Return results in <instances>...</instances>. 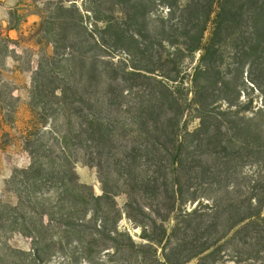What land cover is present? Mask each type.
I'll use <instances>...</instances> for the list:
<instances>
[{
	"label": "trees",
	"instance_id": "1",
	"mask_svg": "<svg viewBox=\"0 0 264 264\" xmlns=\"http://www.w3.org/2000/svg\"><path fill=\"white\" fill-rule=\"evenodd\" d=\"M94 2L96 8L89 6L88 12L109 34L102 43L95 40V48L112 47L132 60L149 55L154 43L147 28L156 4L165 6L169 16L177 12V23L166 31L177 32L183 41L170 36L159 40V47L172 52L165 54L158 69L171 64L169 70L132 64L117 72L113 61L98 55L72 57L66 82L43 95L57 106H46L50 100L36 95L35 107L42 112L36 113L24 138L31 163L19 171V191L26 192L28 201L14 206L20 211L13 221L16 225L21 220L22 233L32 238L28 264H104L110 252L117 264H218L219 259L226 264L230 257L222 252L225 246L232 247L234 264H264V0ZM116 8L120 17L114 16ZM161 30L166 32L164 26ZM226 44L260 95L256 112L231 120L229 126L224 118L238 114L235 108L248 113L249 107L226 96L211 101L225 86L219 61ZM76 45L71 42L67 48ZM182 53H198V65L188 87L181 90L179 83L175 87L169 83L180 79L175 65ZM100 66H107L108 72ZM208 75L213 79L210 84L197 82ZM216 99L225 110L214 112ZM190 106L198 120L191 131L186 125ZM46 111L53 115L52 127L42 130ZM59 114L62 123L55 121ZM64 125L66 131L59 132ZM47 134L53 141L50 147L39 142ZM75 150L83 151L86 165L97 169L101 195L79 182L70 155ZM246 166L256 167V176L246 182L245 192L224 204L212 200L209 205L205 193L230 194L240 167ZM241 176L246 180L245 174ZM44 187L50 192L39 196ZM120 193L126 196L125 217L141 229L143 243L118 229L122 213L114 199ZM188 203L195 206L188 210ZM43 217L47 224L55 220L63 238L73 239L69 251L62 252L60 239L35 236L41 233L37 223L41 229L47 226ZM56 245L64 255L60 263L51 261ZM100 251L102 257L94 258Z\"/></svg>",
	"mask_w": 264,
	"mask_h": 264
},
{
	"label": "rangeland",
	"instance_id": "2",
	"mask_svg": "<svg viewBox=\"0 0 264 264\" xmlns=\"http://www.w3.org/2000/svg\"><path fill=\"white\" fill-rule=\"evenodd\" d=\"M33 1L39 4V10L43 13L44 21L40 28L42 32L40 36L44 45L40 47L34 59L32 58L30 49L23 50L18 57L15 56V61L17 62L16 66L20 71L30 68V63L32 61L34 62V66L36 65V70L31 75L29 90L18 91V97L13 96L15 95L14 89L20 87L22 81L24 82L25 79L22 80L20 77L12 76L8 74L6 70H3V68H0V264H28L30 260L28 255L31 254L32 238L22 233L21 220H19L16 225H13V221L15 218H18L20 211L18 208H14V206L18 207L19 202H23L24 199L28 201V198H25L27 195L26 192L19 191L21 186L19 181L22 179L19 171L27 169L31 163L28 149L26 145L24 146V138L27 137L28 133L32 130V123L34 120L36 121V113L42 112L39 108L35 107L38 97L36 95L41 94V97H43V95H48V92L53 88L57 86L61 87L71 73L72 59L74 57L77 59H89L98 55L103 57L105 61H113L116 65L117 72L124 66H132V64L159 71H161V69L169 70L172 68L171 64H165L161 69H158L159 66L165 62V54L172 52L171 48L162 49V47H159V40H164L163 38L170 36L172 40L178 43L183 41V37L177 32L169 33L170 31H166L168 26H173L177 23V12L169 16L167 12L168 9L165 6L156 4L149 15L147 28L148 39L154 43L152 52H150L151 55L145 54L144 58L139 57L132 60L124 52L113 49L112 47L98 46V48H95L93 46L95 40L102 43L103 40H107L109 37L107 32H103L102 23L100 21H95L94 13L88 12L91 7L96 8L98 3L94 2V0L93 3H89L90 0ZM102 8H107V6H103ZM76 10H78V13ZM114 16L120 17L117 8L115 9ZM162 26L165 28V33H162ZM211 28V24L208 25L205 40L209 36ZM71 42L77 43L75 48H67ZM48 44L49 49L46 51ZM228 49V44L223 46L221 50L222 57L219 61L221 62L219 77L225 86L211 99V101H213L214 98L226 96L233 102H238L241 106H248L249 111L245 113L243 109L235 108L234 110L238 111V114L224 118L227 126L233 121H239V116H252V113H255L260 106V95L257 89L247 81L246 68L244 70H242L241 67L239 68L237 64L238 58L233 57ZM4 54H6V47L3 42H0V65L5 61L3 59ZM176 59L177 63L175 68L178 78L180 79L177 83H169V85L172 87L180 85L179 89L182 90L188 87L193 69L198 65V53L192 55L182 53L179 54ZM100 67L102 71L104 70V73L109 70L107 66ZM212 80L211 75H208L199 77L197 82L199 84H210ZM150 85L152 84L150 83ZM185 93L184 90L183 94ZM43 99H45V101L50 100L46 103V106H57V102L52 97L46 96L43 97ZM213 104V109L217 108V110L214 111L215 113L220 110H225L226 108V105L217 99ZM188 109L189 117L187 118L186 125L188 126V130L191 131L197 127L198 120L195 118L196 113L194 107L190 106ZM32 111H34L35 115ZM44 120V126L46 127L42 130H47L52 127L53 115L46 111V118H44ZM55 121L56 123H62L64 121L62 114H59ZM59 129V132H65L67 126L64 125ZM35 139V136H31V140ZM39 142L46 144L47 147L53 144L50 134L41 138ZM70 155L74 162V170L79 182L90 187L96 196L101 195L102 185L99 181L97 169L93 166L86 165V157L83 155V151H71ZM240 169L242 172L241 174L246 175V180L242 179L239 173L240 177L237 179L235 178L232 182L233 189L230 194L225 195L223 190H208L205 193V199H209V205L213 204L212 200H217L224 204L227 198L236 199L238 193L240 195L245 192L248 184L246 182H249V179H254V176H256V167L246 166L240 167ZM46 192L49 193L50 191H46L44 187L40 190L38 195L41 196V194H45ZM205 199L203 202H207ZM114 201L117 208L122 213L117 222L119 231L128 233L137 244L143 243L140 238L141 229L136 227L125 217L124 205L126 196L120 193L115 197ZM26 206L27 205H25V207ZM194 206L195 204H186L188 210L192 209ZM43 224L47 225L43 229L38 226V223L36 225L41 231L39 235H35L37 238L44 241L48 239L58 241L60 239L61 246L64 249L62 252L71 249V245L74 244L73 239L71 241L70 238V241H68L63 238L61 227L55 223V220H53L52 224H47L46 218L43 217ZM56 248H58V245L52 248L51 261L63 262L62 257L64 255ZM232 250L230 246H225L223 248L222 252L230 257L226 264H234L233 260L235 259ZM111 254L110 252V256L104 257V264H117V257ZM99 257H102L101 251L99 253H94V258ZM195 263V261H192L188 264ZM218 264H224L223 259H219ZM238 264L254 263H249L247 261Z\"/></svg>",
	"mask_w": 264,
	"mask_h": 264
},
{
	"label": "crops",
	"instance_id": "3",
	"mask_svg": "<svg viewBox=\"0 0 264 264\" xmlns=\"http://www.w3.org/2000/svg\"><path fill=\"white\" fill-rule=\"evenodd\" d=\"M39 7L33 0H0V42L6 47V54L3 56L5 61L0 68L12 76L25 79L20 87L14 89L15 97H18V91L29 90L31 75L36 70L32 61L30 68L20 71L15 58L23 50L30 49L34 59L40 47L44 45L40 36L44 17ZM48 47L49 44L46 51Z\"/></svg>",
	"mask_w": 264,
	"mask_h": 264
}]
</instances>
